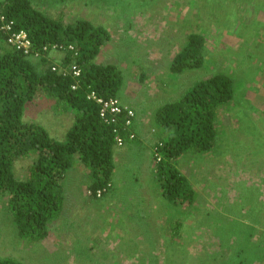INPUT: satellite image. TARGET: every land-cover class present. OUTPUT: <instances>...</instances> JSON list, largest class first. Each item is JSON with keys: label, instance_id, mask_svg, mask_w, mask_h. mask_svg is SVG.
Returning <instances> with one entry per match:
<instances>
[{"label": "rangeland", "instance_id": "obj_1", "mask_svg": "<svg viewBox=\"0 0 264 264\" xmlns=\"http://www.w3.org/2000/svg\"><path fill=\"white\" fill-rule=\"evenodd\" d=\"M261 1L264 8V0H166L164 4L157 0L145 7V0H32L37 9L64 22L86 19L109 31L111 40L95 62L113 64L122 71L124 84L118 98L137 114L134 143H144L145 138L150 149L139 144L138 149L127 144L115 147L112 189L101 196L106 202L103 211L92 205V190L87 189L89 169L76 157L65 183L63 214L49 224V236L40 243L20 239L6 211L7 201L0 198V256H11L22 264L237 261L239 240L231 239L229 225L219 223L218 230L211 226L217 219L215 213L226 208L220 205L235 200L239 182L261 189L264 199V125H249L246 111L250 108L242 107L248 104L244 100L251 99L264 113V88L253 85L258 81L264 85V11L256 7ZM191 32L206 35V62L200 69L171 75L169 60ZM63 55L51 57L57 63ZM237 62H242L238 69ZM231 68L248 81L237 94L242 105L235 101L219 110V148L210 154L182 155L176 164L199 192L198 208L172 206L153 175L154 147L164 136L156 124V112L164 103L178 99L194 78L205 79ZM126 88L128 93L123 94ZM24 120L39 121L55 139L63 141L74 115L57 106L55 99L40 95L28 104ZM152 129H156L154 134ZM258 147L256 157L252 152ZM34 158L32 154L19 159L15 174L26 178ZM175 221L180 223L177 231ZM59 239L61 247L56 249ZM225 241L229 243L222 244Z\"/></svg>", "mask_w": 264, "mask_h": 264}, {"label": "trees", "instance_id": "obj_2", "mask_svg": "<svg viewBox=\"0 0 264 264\" xmlns=\"http://www.w3.org/2000/svg\"><path fill=\"white\" fill-rule=\"evenodd\" d=\"M155 1L145 0L143 6ZM128 2L133 3V0ZM165 2L163 0V4ZM261 4L262 1L258 2L256 7L264 11ZM1 15L14 21V30L27 32L35 52H42L44 46L51 48L53 44H74L79 50L76 57L71 51L58 52L64 53L57 61L60 66L76 65L81 70V87L72 90V76L53 71L57 66L55 58L51 57L53 54L47 53L36 61L11 47L7 43V34L0 33V198L7 201L6 211L20 239L26 238L29 244H36L49 236V224L63 214L65 183L76 157L89 169L88 190L104 189L106 195L112 189L114 134L111 126L101 122L99 106L87 99V91L96 90L101 96L119 97L124 75L113 64L95 62L111 40L109 31L101 25H94L86 19L64 22L37 9L32 0H0ZM206 42V35L201 32L189 33L184 46L173 58L170 70L180 74L202 68L206 62ZM240 63L235 65L236 69ZM236 69L216 71L205 79L194 78L189 84L184 82L186 85L180 97L164 103L156 112V124L161 126L164 136L160 139L162 159L158 163L155 161L153 175L162 195L172 206L198 208L200 194L190 177L182 174L176 164L182 155L210 154L219 148V110L235 101L242 105L237 94L240 86L248 81L238 77L240 74L235 72ZM261 84L258 81L253 85L264 88ZM40 95L55 99L57 106L73 113L74 122L68 127L63 141L55 139L39 121L24 120L28 104L35 102ZM243 102L248 103L243 108H250L246 111L249 125L258 122L264 125V113L254 100ZM252 153L258 157L259 147ZM32 154L35 158L29 165L28 176L18 177L15 164ZM237 188L235 200L220 205L226 208L224 212L215 213L213 218L217 219H213L211 228L218 230L219 223L229 225L231 239L239 240L236 244L240 257L237 261L231 259L229 264H264V199L260 198L263 191L246 185L244 181L239 182ZM174 223L177 231L180 223ZM243 237L245 241L241 242ZM0 264L22 262L5 255L0 256Z\"/></svg>", "mask_w": 264, "mask_h": 264}, {"label": "built area", "instance_id": "obj_3", "mask_svg": "<svg viewBox=\"0 0 264 264\" xmlns=\"http://www.w3.org/2000/svg\"><path fill=\"white\" fill-rule=\"evenodd\" d=\"M2 32L7 34V43L11 47L21 51L26 56H29L36 61L47 53L55 55V53L63 50L73 52L74 57L79 54V50L74 44L68 46L53 44L51 48L44 46L42 52H35L32 48V41L27 32L24 30H14V21L8 20L3 15L0 16V33ZM56 65L57 66L53 67V71H57V73L62 76L70 74L74 80L71 84V89L78 90L81 87L79 79L81 76V70L78 66L72 65L69 68H66L59 64ZM87 99L95 102L99 106V118L103 124L111 126L117 147H124L128 142L135 140L137 136L136 130H134L136 114L131 107L123 103L118 97L101 96L96 90H88ZM155 131L156 129L151 130L153 134ZM162 145V143H158V146L154 147L153 156L156 163L160 162L162 159L160 152V147ZM104 191V189L97 190V196H101Z\"/></svg>", "mask_w": 264, "mask_h": 264}, {"label": "crops", "instance_id": "obj_4", "mask_svg": "<svg viewBox=\"0 0 264 264\" xmlns=\"http://www.w3.org/2000/svg\"><path fill=\"white\" fill-rule=\"evenodd\" d=\"M186 42V41H185ZM174 58V57H173ZM173 58H171L169 61V64H171V62H172V60H173ZM126 65L128 64V63H131V62H129V61H125L124 62ZM156 70V69H155ZM170 72V74L171 75H174V73L170 70L169 71ZM185 73V72H184ZM151 74H154V72H152ZM175 74H177V73H175ZM181 75H182V73H180ZM178 75H179V73H178ZM123 89V88H122ZM122 93V92H121ZM126 93H128V91H127V88L125 89V92L123 93V94H126ZM132 97V96H131ZM123 99V98H122ZM124 100V99H123ZM128 100H129V98H128ZM127 102V101H126ZM129 102H130V100H129ZM131 103V102H130ZM132 104V103H131ZM152 135V134H151ZM143 141H144V143L145 142H147L146 140H145V138L143 139ZM131 143H133V144H131ZM142 141H137L136 142V144L134 143V142H128L127 143V145H130V148L131 147H133V149H138V147H137V144H139V145H141V147H144L145 149H150V146H146L145 144H144ZM148 144V143H147ZM132 149V150H133ZM149 153H150V150H149ZM91 198V197H90ZM93 199V198H92ZM91 203H92V205H94V206H96V207H98V208H101V210L103 211L104 210V208H105V205H106V202L104 201V199L102 200V199H93V200H91ZM100 205V206H99ZM100 210V211H101ZM62 216V215H61ZM61 239H59V241L57 240V242H55V248L56 249H58V248H60L61 247ZM255 264H259L258 262H256Z\"/></svg>", "mask_w": 264, "mask_h": 264}, {"label": "clouds", "instance_id": "obj_5", "mask_svg": "<svg viewBox=\"0 0 264 264\" xmlns=\"http://www.w3.org/2000/svg\"><path fill=\"white\" fill-rule=\"evenodd\" d=\"M115 147H117V146L115 145ZM104 193H105V191L102 194L103 196H104ZM91 195L92 196H95L94 198H96V199H101V196H102V195L101 196H97V191L96 192L95 191H91Z\"/></svg>", "mask_w": 264, "mask_h": 264}]
</instances>
